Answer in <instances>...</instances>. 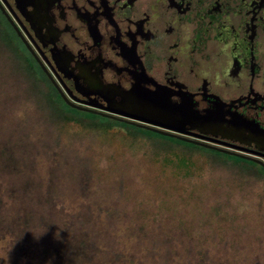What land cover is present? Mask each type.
Masks as SVG:
<instances>
[{"label":"rangeland","instance_id":"1","mask_svg":"<svg viewBox=\"0 0 264 264\" xmlns=\"http://www.w3.org/2000/svg\"><path fill=\"white\" fill-rule=\"evenodd\" d=\"M10 63L0 49V143H27L42 194L55 174L62 232L86 211L123 255L117 264H159L167 249L169 264H264V177L235 165L231 156L164 148L157 136H134L116 125L89 127L85 113L66 109L85 119L48 122L21 94ZM14 177L0 171L7 208ZM10 245L9 236L0 239L1 264H10ZM16 264L48 263L31 255Z\"/></svg>","mask_w":264,"mask_h":264},{"label":"flooded vegetation","instance_id":"2","mask_svg":"<svg viewBox=\"0 0 264 264\" xmlns=\"http://www.w3.org/2000/svg\"><path fill=\"white\" fill-rule=\"evenodd\" d=\"M5 1L14 26L0 13L66 106L102 117L134 86L187 99L219 114L224 136L192 139L252 160L188 144L264 177V0Z\"/></svg>","mask_w":264,"mask_h":264},{"label":"trees","instance_id":"3","mask_svg":"<svg viewBox=\"0 0 264 264\" xmlns=\"http://www.w3.org/2000/svg\"><path fill=\"white\" fill-rule=\"evenodd\" d=\"M0 49L2 53L6 52L12 57L13 64L9 65V73L20 80L21 94L33 100L36 107L43 112L44 119L51 123L79 122L85 119L66 110L80 112L63 103L38 66L29 60L27 52L1 13ZM85 114L92 118L86 122L89 127L111 128L116 125L125 127L134 136L142 135L152 139L157 136L164 148L179 145L189 150L209 151L123 122ZM29 157L31 155L25 141L14 143L7 140L0 143V171L4 172V176L15 173L13 179L16 180L13 184L10 182L9 190H6L9 208L0 197V239L6 236L11 238V245L6 252L10 264H16L18 260L31 255H36L41 263L48 264H117L122 261L123 255L117 252L106 229L101 233V227L93 222L90 212L80 214L75 223L65 227L66 233L62 232L64 230L60 227V217L55 211V174L52 172L47 188L42 194L41 182L38 183V177L36 179L33 175V161H30ZM234 164L256 177H261L260 173L250 166L238 164L237 161H234ZM79 182L80 186L85 188L82 184L86 183L87 179L80 176ZM102 242H107L106 246L102 245ZM171 255L169 249L165 254H160L159 264H169ZM1 260L0 258V264ZM132 260L131 257L129 261L125 259L124 262Z\"/></svg>","mask_w":264,"mask_h":264},{"label":"water","instance_id":"4","mask_svg":"<svg viewBox=\"0 0 264 264\" xmlns=\"http://www.w3.org/2000/svg\"><path fill=\"white\" fill-rule=\"evenodd\" d=\"M2 3L6 7L8 6L5 0H0L1 11L4 13L8 22L14 26L9 13L6 12ZM54 87L59 89V86L56 84H54ZM64 100L67 105L76 109H82L73 105L67 99L64 98ZM91 113L96 112L91 111ZM100 115L154 132L164 137L174 138L185 143H192L219 153L251 159L206 144L203 141L192 139L210 140L205 137L208 134L215 137L218 135L224 137L222 132L218 131L219 128L217 127L220 121L219 114L199 115L192 110V106L187 99H182L179 103H172L161 91L144 93L138 90V86H134L128 95L122 97L119 103V109L110 108L106 110V113Z\"/></svg>","mask_w":264,"mask_h":264}]
</instances>
